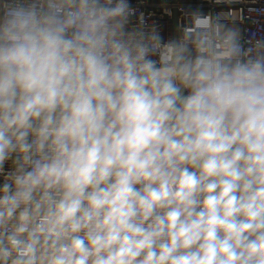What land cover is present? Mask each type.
<instances>
[{
	"label": "clouds",
	"instance_id": "9594fccd",
	"mask_svg": "<svg viewBox=\"0 0 264 264\" xmlns=\"http://www.w3.org/2000/svg\"><path fill=\"white\" fill-rule=\"evenodd\" d=\"M132 0H0V264H264V43Z\"/></svg>",
	"mask_w": 264,
	"mask_h": 264
},
{
	"label": "built area",
	"instance_id": "2783aa9c",
	"mask_svg": "<svg viewBox=\"0 0 264 264\" xmlns=\"http://www.w3.org/2000/svg\"><path fill=\"white\" fill-rule=\"evenodd\" d=\"M133 22L155 28L164 40L174 39V12L182 31L191 30L193 20L202 15L221 35L236 33L241 49L255 52L264 43V0H132Z\"/></svg>",
	"mask_w": 264,
	"mask_h": 264
},
{
	"label": "water",
	"instance_id": "95a60500",
	"mask_svg": "<svg viewBox=\"0 0 264 264\" xmlns=\"http://www.w3.org/2000/svg\"><path fill=\"white\" fill-rule=\"evenodd\" d=\"M173 1L176 2V0H173ZM173 24H174V33H175L174 39H175L181 35V30L178 24V18H177L176 11L174 12Z\"/></svg>",
	"mask_w": 264,
	"mask_h": 264
}]
</instances>
